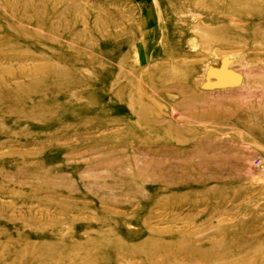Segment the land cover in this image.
Wrapping results in <instances>:
<instances>
[{"label": "rangeland", "instance_id": "obj_1", "mask_svg": "<svg viewBox=\"0 0 264 264\" xmlns=\"http://www.w3.org/2000/svg\"><path fill=\"white\" fill-rule=\"evenodd\" d=\"M0 264H264V0H0Z\"/></svg>", "mask_w": 264, "mask_h": 264}]
</instances>
